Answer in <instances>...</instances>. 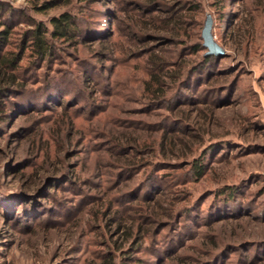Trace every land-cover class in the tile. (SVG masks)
I'll return each mask as SVG.
<instances>
[{"label": "rangeland", "instance_id": "obj_1", "mask_svg": "<svg viewBox=\"0 0 264 264\" xmlns=\"http://www.w3.org/2000/svg\"><path fill=\"white\" fill-rule=\"evenodd\" d=\"M54 1L0 0V53L80 25L0 108V264H264V0Z\"/></svg>", "mask_w": 264, "mask_h": 264}, {"label": "trees", "instance_id": "obj_2", "mask_svg": "<svg viewBox=\"0 0 264 264\" xmlns=\"http://www.w3.org/2000/svg\"><path fill=\"white\" fill-rule=\"evenodd\" d=\"M58 0L54 1L57 2ZM52 2V3H54ZM154 4V1H151ZM50 7V6H49ZM198 6H193L191 11H197ZM2 11L4 7L0 2V18L2 17ZM0 26H5L0 31V46L10 45L9 39L12 33L11 24L7 22H0ZM80 33L79 19L71 13H62L59 16H53L50 19L49 24L44 22L34 21V28L27 32L24 46L20 47L18 52L12 50H5L0 53V108H6V102L14 99L20 95V92L26 87L25 83L20 77L21 63L24 60V54L27 49L32 52V57L38 61L45 62L48 59H52L55 55L57 42H68L78 43L77 39ZM194 51L199 52L205 50L201 43L193 46ZM215 59V56L207 55L204 61L211 62ZM155 60L154 64L162 66L163 63H159ZM155 78H158L155 76ZM88 81V80H86ZM161 83V82H160ZM150 90V85L147 84ZM158 92H161L160 88H157ZM49 102H52L49 100ZM3 113H0V120L2 119ZM192 171L197 178H202L206 174V169L201 163H193ZM238 190L234 188H227L220 192L221 196L224 197L225 203H234L237 197ZM114 219H110L113 221ZM121 231V228H118ZM222 254L224 252L222 251ZM246 264H252L253 261H245Z\"/></svg>", "mask_w": 264, "mask_h": 264}, {"label": "water", "instance_id": "obj_3", "mask_svg": "<svg viewBox=\"0 0 264 264\" xmlns=\"http://www.w3.org/2000/svg\"><path fill=\"white\" fill-rule=\"evenodd\" d=\"M201 37L203 39V47L207 49V55H224V49L214 39L213 18L211 15L206 16Z\"/></svg>", "mask_w": 264, "mask_h": 264}]
</instances>
